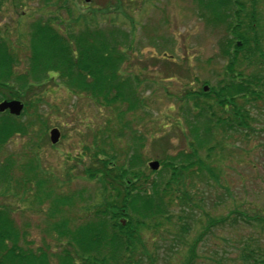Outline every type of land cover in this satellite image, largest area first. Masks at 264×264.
Wrapping results in <instances>:
<instances>
[{"label": "rangeland", "instance_id": "obj_1", "mask_svg": "<svg viewBox=\"0 0 264 264\" xmlns=\"http://www.w3.org/2000/svg\"><path fill=\"white\" fill-rule=\"evenodd\" d=\"M188 1L122 0L120 5L115 0L88 3L68 0L66 6L61 4L58 8L59 3L45 5L41 0H1L0 37L14 48L20 61L18 70L22 71L29 57L28 25L36 18L56 16L65 24L77 15L92 14L93 21L102 29L112 20L117 24L115 27L131 31L133 42L121 72L138 77L145 107L124 120L130 121L136 135L141 136L143 170L154 173L148 174L149 181L161 190L170 174V168L161 162H169V157L177 160L179 154H190L197 145L191 143L182 112L192 109L187 94L200 92L201 96L203 87L216 89L228 64L220 55L219 43H225L229 35L223 29L206 26L198 14L200 6L195 0L191 4ZM238 1L249 10L250 0ZM256 2L258 7L261 5L256 20L261 18L264 27V0ZM243 16L241 13L242 21L249 23ZM55 27L64 30L63 25L55 24ZM241 58V67L235 72L244 78L260 74L261 81L256 79L262 85L257 88L264 91V69L258 73L246 64L245 56ZM45 101L37 105L47 126L38 158L52 182L58 181L53 182L58 194L81 193L76 196L80 199L75 205L61 214L69 218L73 228L94 219V206L102 202L100 185L86 173L90 166L96 167L90 156L94 150L92 135L106 127L116 130L118 122L112 120L114 114L109 109L101 110L86 97L71 94L62 86L55 88L54 95ZM240 102L241 98H237L233 107L240 106ZM245 107L244 130L233 123L237 115H230L228 109L214 110L213 120L229 121L233 130L226 127L225 134L219 128L211 130V145H219L214 152L208 153L205 145L196 149L195 158L204 163L205 170L198 172L194 167L184 181L185 186L178 189L174 186L173 196L164 200L170 221L162 220L163 224L156 229L152 220L141 225L142 243L155 258V264H260L257 261L264 256V99L255 103L247 99ZM106 120L111 122L107 124ZM51 128H57L61 135L55 145L49 142ZM128 134L124 130L122 137L109 141L114 150L127 151L126 156L131 153ZM29 142L26 137H15L0 157L11 154L23 163L31 155ZM109 142L104 148L111 154ZM150 161H161L157 170L148 168ZM0 200L14 210L18 203L14 197L0 196ZM41 210L22 202L12 213L16 226L27 235L29 243L23 247L34 251L45 241L57 251L60 242L49 230L51 221L47 219L46 206Z\"/></svg>", "mask_w": 264, "mask_h": 264}, {"label": "trees", "instance_id": "obj_2", "mask_svg": "<svg viewBox=\"0 0 264 264\" xmlns=\"http://www.w3.org/2000/svg\"><path fill=\"white\" fill-rule=\"evenodd\" d=\"M41 1L45 5L59 3V8L61 4L66 6L68 0ZM115 1L122 4V0ZM195 2L200 6L198 14L206 26L223 29L229 35L225 43H219L220 55L227 59L228 64L224 67V79L216 89H209L208 94L201 92V96H197L200 92L187 94L192 101L191 110L196 113L188 109H182V112L187 119L191 143L197 145L194 152L179 154L177 160L169 157L167 163L160 161L162 166L170 168L169 177L161 190L155 186V182L149 181L148 174L154 173L143 170L139 151L142 147L141 136L136 135L130 121L124 120L130 113L145 107L139 92L141 82L138 77L121 72L133 42L131 31L115 27L117 24L112 20L102 29L93 21L92 14L77 15L65 24L56 16L36 18L28 25L29 57L22 71L18 70L20 61L14 48L0 37V103L19 101L24 106L18 117L9 115L7 111L0 113V153L17 136L26 137L31 145V155L23 163L11 154L0 157V196L18 199L15 210L22 202L38 211L46 206L45 213L51 221L49 230L60 242L57 251L45 241L34 251L24 248L23 245L29 242L26 241V233L14 222L12 213L15 210L0 200V264H53V260L57 261L56 264L156 263L142 243L141 225L144 221L152 220L156 229L163 224L162 220L170 221L164 200L173 196L174 186L176 189L185 186L184 181L194 167L198 172L204 169V163L195 158L196 149L205 145L208 153L214 152L219 145H211V130L219 128L224 134L228 128V131L233 130L231 122L213 120L214 110L225 112L228 109L230 115H237L233 123L244 130L247 99L252 103L264 99V91L257 88L262 85L256 79L261 81L260 74L244 78L235 72L241 67V57L245 56L247 65L263 73L264 27L261 18L256 20L261 5L258 7L256 0H250L248 10L238 0ZM230 6L232 9H229ZM241 13L249 23L242 21ZM55 24L63 25L64 30H58ZM236 42H240V46ZM60 86L71 94L86 97L101 110L109 109L114 114L112 120L118 122V129L106 127L92 135L94 150L90 156L96 162V167L90 166L86 173L90 180L100 185L102 202L94 206V219L73 228L69 218L61 214L75 205L80 199L76 196L81 193L58 194L53 186V182L58 181L52 182V177L38 158L47 126L37 105L45 103V99L53 96L55 88ZM237 98H241L242 104L233 107ZM110 122L106 120L107 124ZM124 130L129 132L131 141L128 156L127 151L114 150L109 142L113 137H122ZM108 142L111 154L104 148ZM120 157H123L121 161ZM257 262L264 264V256Z\"/></svg>", "mask_w": 264, "mask_h": 264}, {"label": "water", "instance_id": "obj_3", "mask_svg": "<svg viewBox=\"0 0 264 264\" xmlns=\"http://www.w3.org/2000/svg\"><path fill=\"white\" fill-rule=\"evenodd\" d=\"M89 2V0H84ZM207 88L205 87L204 90ZM23 110V105L19 101H3L0 103V113L7 111L12 116H19ZM60 138V133L56 128L49 131V141L52 145L56 144ZM159 163L157 161H151L148 163L150 170H157Z\"/></svg>", "mask_w": 264, "mask_h": 264}]
</instances>
